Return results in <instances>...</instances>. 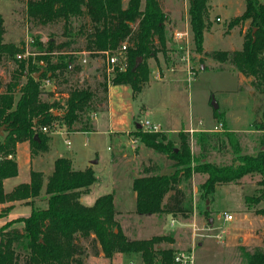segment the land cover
I'll return each instance as SVG.
<instances>
[{"label":"trees","instance_id":"1","mask_svg":"<svg viewBox=\"0 0 264 264\" xmlns=\"http://www.w3.org/2000/svg\"><path fill=\"white\" fill-rule=\"evenodd\" d=\"M209 1L189 0L188 16L194 48L217 62H229L238 72L250 77V84L259 95H264V0H243L241 13L231 17L229 28L247 23L242 33L240 48L205 51L204 32L209 28ZM27 16L41 24L63 21L65 32L73 18L85 20L80 23L83 46L76 52L86 51L90 56L104 57L120 50L125 43L127 62L125 69L114 67L111 77L103 73L95 86H71L63 97L42 98L44 78H60L80 69L75 65L74 53L66 51L72 38L55 43L36 41V61L31 55L17 57L25 51L23 43L4 41L3 20L0 14V60L12 59L16 67L10 80L0 92V203L23 201L30 212L0 226V264H84L85 247L82 240L90 241L103 256L112 259L119 253H138L141 264H177L176 249L162 243H174L168 234H154L147 238H128L116 218L113 192L97 196L91 205L80 201L82 193L89 191L95 181L91 166L76 169L69 158L54 159L49 174L30 169L29 180L20 182L10 191H4L3 180L15 176L17 162L7 158L15 153L18 143L27 141L30 157L48 150V130L56 121L74 130L93 128V114L106 109L109 84H128L133 95H137L149 81L148 58H156L159 52L168 60L167 12L161 0H26ZM88 25V26H87ZM85 29V31H84ZM57 51V59L52 54ZM137 56L142 61L132 70ZM17 57V58H16ZM42 61V64L40 62ZM42 70L37 77L33 73ZM108 78V79H107ZM17 94V96H16ZM213 117L221 123V132L199 131L197 142L199 155L190 147V133L183 129L177 132V144L161 130H142L137 127L134 136L146 147L172 161L173 171L161 174L153 165L143 166L133 177L131 188L135 193L134 212L140 215L170 214L172 217L188 219L193 213L191 201L187 199L186 185L194 173L204 174L199 184L203 198L211 197L217 185L236 183L247 174H257V188L253 195H245L247 209L264 200V148L255 154H237L235 161L217 164L206 159L209 146L221 147L227 141L239 150L236 131L232 130L223 112L213 109ZM257 130L263 131L264 107L260 121L254 120ZM35 135L36 138L34 137ZM264 145V144H263ZM42 190L46 196L45 207L36 204L35 198ZM12 207L4 206L0 215ZM205 212L210 210L206 209ZM264 215V207L255 209ZM22 222L21 227L12 226ZM249 255V263L264 264V252L256 248Z\"/></svg>","mask_w":264,"mask_h":264},{"label":"rangeland","instance_id":"2","mask_svg":"<svg viewBox=\"0 0 264 264\" xmlns=\"http://www.w3.org/2000/svg\"><path fill=\"white\" fill-rule=\"evenodd\" d=\"M161 3L168 14L165 23L167 45L170 47L168 60L161 52L156 58H148L151 69L149 81L135 96L128 84L110 83L106 109L93 114L92 129L69 130L66 124L56 121L47 133L48 150L34 157H30L27 144H19L12 156L17 162L18 171L15 176L4 181V190L10 191L15 184L29 180L30 169L49 174L55 158L67 157L76 169L91 166L94 170L96 179L89 191L81 194L80 201L91 205L97 196L113 192L118 214L116 218L128 238L168 234L173 238L175 236V242L162 245H171L176 251L192 249L194 264H251L247 253H252L256 248L264 252V215L255 212V209L264 207V200L250 209L246 208L244 202L245 195H253L256 191L257 174H247L236 183L217 185L211 197L203 198L199 184L205 175L194 173L188 181L189 185L181 183L193 206L191 217L185 220L168 214L140 216L134 212L131 178L142 161L158 154L139 140L132 144L131 139H137L133 132L138 123L141 125L139 128L147 130L142 123L148 121L177 144V132L182 125L203 128L219 123L213 117L214 100L228 126L236 131L239 150L235 152L227 141L221 147L210 145L206 153L207 160L228 164L235 161L237 154L253 155L264 144L263 131L257 130L254 125V120L260 121L262 118L264 95L256 93L250 84V77L238 72L229 62L220 64L195 50L187 12L189 0H161ZM243 8V0L209 1L210 25L204 32L205 51L240 48L247 23L231 28L227 23ZM0 14L4 41L24 44L25 51L20 55L21 58L31 55L36 61V41L45 43L53 39L55 43H60L73 39L63 49L74 53V63L80 69L67 73V80L62 83L60 78H49L50 84L42 93L44 99H49L48 91L53 92L50 97L52 100L63 97V92L74 85L95 86L103 73L111 77L114 67L119 68V64L127 62L125 52L119 53L118 65L111 67L107 73L105 62H99L102 57L90 56L86 51L76 52L75 49L83 46L79 26L85 20L73 18L67 32L62 20L38 23L27 16L26 0H0ZM184 30H187L185 41L172 40L176 31ZM57 53L55 51L52 54V59L58 58ZM84 57L86 61L82 62ZM15 67L12 59L0 60V92L4 90ZM159 71L163 72L161 77L157 76ZM1 130L3 134V126ZM128 130H132L130 135L126 133ZM197 133L190 135V147L194 155H199L200 151ZM138 147L143 148L140 157L136 156ZM161 159V164L166 162L164 156ZM34 202L42 207L47 205L43 190ZM206 207L209 212L204 211ZM29 210V205L18 204L14 213L26 215ZM225 213L230 214L231 218H225ZM171 219L174 220L172 225ZM82 243L85 247L84 264H127L129 261L141 264L138 253H119L110 260L103 256L99 246L95 252L90 241L82 240Z\"/></svg>","mask_w":264,"mask_h":264},{"label":"crops","instance_id":"3","mask_svg":"<svg viewBox=\"0 0 264 264\" xmlns=\"http://www.w3.org/2000/svg\"><path fill=\"white\" fill-rule=\"evenodd\" d=\"M169 10V9H168ZM217 18V17H216ZM246 28V27H245ZM182 41H183V39H182ZM175 42V41H174ZM99 62H101V59L99 58ZM163 75V72H160L159 71V73H158V75L157 76H162ZM108 89H109V86H108ZM137 125H140L139 123L137 124ZM136 125V126H137ZM216 124H214V123H212V124H209V126H207V127H203V128H194L193 126H191V124L189 125V126H184V125H182L181 126V128L180 129H183V130H185V131H188L189 133H190V135L191 136H193V133L195 132H199V131H219V130H215L214 129V126H215ZM141 126V125H140ZM137 127H139V126H137ZM179 129V130H180ZM178 130V131H179ZM233 130V129H232ZM130 131H132V130H128V132L126 131V133H128L129 134V132ZM235 131V130H234ZM130 135V134H129ZM138 140V139H137ZM27 144L28 145V142L27 141H24V142H21V143H18L17 144V146H16V151H17V147L19 146V144ZM28 148H29V145H28ZM142 147H138V154H136V156H138V157H140V152H141V150L143 149H141ZM30 155V154H29ZM156 157H152V156H149V157H147L144 161H142L141 162V164H140V167H139V169H138V171H136L135 172V176H137L139 173H140V171H141V169H142V167L143 166H147V165H153L154 167H155V170H157L159 173H161V174H169V173H171L172 171H173V166H172V161L170 160V159H168V158H166V157H164L165 159H166V162H164L163 164H161V161H163V159H161V156L162 155H155ZM162 158H163V156H162ZM29 162H31V159H30V157H29ZM164 165V166H163ZM86 167V166H85ZM84 168V167H83ZM79 169H82V168H79ZM134 176V177H135ZM7 178H5L4 180H3V188H4V181L6 180ZM132 179H133V177L131 178V181H132ZM28 181V180H27ZM27 181H24V182H27ZM15 185H17V184H15ZM14 185V186H15ZM13 186V187H14ZM12 187V188H13ZM11 188V189H12ZM5 191V190H4ZM81 197V196H80ZM133 197H135V193L133 192ZM81 199V198H80ZM10 204H12V207L7 211V212H5L3 215H0V226H2V225H4V224H6L7 222H9V221H11V220H14V219H17V218H20V217H25V216H27L28 214H26V215H19V214H15L14 213V211L16 210V206L18 205V204H25L23 201H14V202H2V203H0V211H1V209L4 207V206H6V205H10ZM27 205V204H26ZM28 206V205H27ZM114 206H115V204H114ZM29 212H30V210H29ZM116 215H118V214H116ZM150 215H156V214H150ZM150 215H147V216H150ZM163 215V214H162ZM168 215H170V214H168ZM140 216H146V215H140ZM172 217V216H171ZM174 218V217H173ZM177 219V218H176ZM173 219H171V221H170V224L172 225V223H173ZM23 225V223L22 222H15V223H13L12 224V226H14V227H21ZM125 233V232H124ZM174 238H175V236H174ZM189 240V242L191 241V239H188ZM175 242V241H174Z\"/></svg>","mask_w":264,"mask_h":264},{"label":"built area","instance_id":"4","mask_svg":"<svg viewBox=\"0 0 264 264\" xmlns=\"http://www.w3.org/2000/svg\"><path fill=\"white\" fill-rule=\"evenodd\" d=\"M217 20L219 19V17L216 18ZM187 34V30H184V31H176L173 35V38L172 40H178V39H183V41H185V35ZM184 37V38H183ZM123 50H125V43H123L120 47V50L117 52V53H110L109 51H104V57L103 58H100L101 59V62H105L106 66H107V73L109 72L110 68L114 65H118V62H119V53L123 52ZM18 57H20V55L18 54L17 55ZM86 61V58L84 57L82 59V62H85ZM119 68L122 70V69H125L126 67V61H124L123 63L119 64L118 65ZM108 76V74H107ZM48 84H50V81H49V78H44L42 80V87H46ZM144 124V126L146 127L147 130H156L157 127L155 125H151L148 121H146L145 123H142ZM214 129L215 130H220L221 129V123H217V125L214 126ZM41 130L46 132L48 131V128L46 126H43L41 127ZM136 140L137 139H131L132 141V144L136 143ZM7 158H13L12 157V154H8L7 155ZM225 218L229 219L231 218V215L230 214H227L225 213ZM174 261L177 263V264H194V257H193V252H192V249H189V250H184V251H176L175 254H174ZM127 264H135L134 262L132 261H129Z\"/></svg>","mask_w":264,"mask_h":264},{"label":"water","instance_id":"5","mask_svg":"<svg viewBox=\"0 0 264 264\" xmlns=\"http://www.w3.org/2000/svg\"><path fill=\"white\" fill-rule=\"evenodd\" d=\"M141 61H142V57H141V56H137V58H136V60H135V63H134V65H133V67H132V70H135L136 67L139 65V63H140ZM41 71H42V70H39V71L33 73V74H32L33 77H37V76L41 73ZM212 103H213V107H214V109H217V108H218L217 103H216L214 100L212 101ZM137 126L140 127V125H137ZM1 133H2V130H1V127H0V134H1ZM36 136H37V135H35L34 137L36 138ZM263 148H264V145L262 146V149H263ZM209 221H211V218H210Z\"/></svg>","mask_w":264,"mask_h":264},{"label":"bare ground","instance_id":"6","mask_svg":"<svg viewBox=\"0 0 264 264\" xmlns=\"http://www.w3.org/2000/svg\"><path fill=\"white\" fill-rule=\"evenodd\" d=\"M222 129V128H221Z\"/></svg>","mask_w":264,"mask_h":264}]
</instances>
